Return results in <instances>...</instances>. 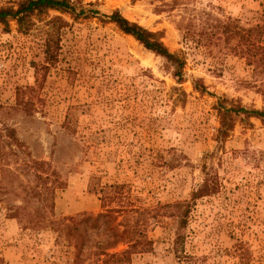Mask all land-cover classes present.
Returning <instances> with one entry per match:
<instances>
[{"label":"rangeland","instance_id":"374dc122","mask_svg":"<svg viewBox=\"0 0 264 264\" xmlns=\"http://www.w3.org/2000/svg\"><path fill=\"white\" fill-rule=\"evenodd\" d=\"M72 1L98 13L0 26V264H75L58 222L113 207L78 224L86 264H105L111 226L151 244L120 241L109 264H264V122L215 139L217 106L264 107V0ZM115 10L185 60L181 82Z\"/></svg>","mask_w":264,"mask_h":264},{"label":"trees","instance_id":"16d2710c","mask_svg":"<svg viewBox=\"0 0 264 264\" xmlns=\"http://www.w3.org/2000/svg\"><path fill=\"white\" fill-rule=\"evenodd\" d=\"M80 8L79 11H77ZM52 9L72 12L77 15H85L87 14V10H91L95 15L98 13L96 9H87L85 6L77 5L72 0H19L12 3L11 5L0 7V26L8 27L12 20H15L19 29L24 32H29L33 26L36 24L35 19H42L44 15ZM111 22L116 23V25L125 33L134 36L140 43H142L147 49L152 50L153 52L166 57L169 61L173 62L177 66V70L175 71V76L178 78V81H182L183 71L185 60L181 59L179 55L175 52H172L161 40L158 36V32H154L149 30L148 28L140 25L137 22L129 20L125 17L119 10L113 11L110 15H106ZM58 18L54 17L49 20L51 23L53 20H57ZM221 26V25H220ZM222 32H226L228 35L231 34V30L228 31L226 24H222ZM47 31H50L47 29ZM190 28L186 30V34H189ZM50 34V33H48ZM49 40V39H48ZM45 52L50 54V45L49 42L46 43ZM260 48V45L258 46ZM195 87L200 90L202 93L208 92L207 87L202 85L198 81L195 82ZM218 114L220 116V126L217 128V133L215 135V139L222 143L227 139L230 135V132L234 129L236 120L239 119L243 124H252L250 119L252 117L258 118L264 122V107L263 108H247L243 105H231L227 107V105L221 104L217 106ZM34 165H40L39 167L46 168L44 161H33ZM211 185L209 182L205 183L203 187L194 193V196L204 195L212 191ZM56 186H47L46 192L48 194L54 196ZM51 206L54 207V203H51ZM121 209L111 208L105 212H100L98 215L93 217L90 214L82 215L81 218L76 219L75 217H65L58 222V228L69 242H72L74 247L76 248L75 254V264H86L85 259L82 256L84 251V246L86 245L87 238L81 232L78 224L80 222L89 223L91 220L94 221L93 226H110L111 222L114 220V215L112 212H118ZM44 217V213H42ZM42 220V219H41ZM39 220V222L41 221ZM111 234L108 235L107 243L104 246L103 254H105V258L102 259V262L105 264H109L111 258L117 257L121 253L117 252H108L107 248L116 246L120 241L129 242L130 247H135L138 245L139 250L146 251L149 249L151 241L146 237L142 236L139 240L135 239L132 235V229L127 227L123 230L119 231L117 226L110 227ZM179 244V243H178ZM179 247H177V250ZM130 249L124 250L123 253L127 255ZM118 261V260H116ZM114 264H117L114 263Z\"/></svg>","mask_w":264,"mask_h":264}]
</instances>
